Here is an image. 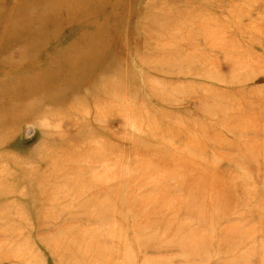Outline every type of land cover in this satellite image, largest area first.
I'll use <instances>...</instances> for the list:
<instances>
[{
  "label": "rangeland",
  "instance_id": "1",
  "mask_svg": "<svg viewBox=\"0 0 264 264\" xmlns=\"http://www.w3.org/2000/svg\"><path fill=\"white\" fill-rule=\"evenodd\" d=\"M0 45L45 108L0 120V264H264V0H0Z\"/></svg>",
  "mask_w": 264,
  "mask_h": 264
},
{
  "label": "bare ground",
  "instance_id": "2",
  "mask_svg": "<svg viewBox=\"0 0 264 264\" xmlns=\"http://www.w3.org/2000/svg\"><path fill=\"white\" fill-rule=\"evenodd\" d=\"M23 42H25L24 39L14 40V43H13V45H15L14 50H11L12 48L10 49V47L6 45H2V46L0 45V64L9 65V60H6L5 58H3L4 53L6 51H9L10 49V54L12 53V51H15V57H16L17 50H18L17 47L23 44ZM39 90L41 91L40 87H39ZM39 90L37 87L30 88L28 85L27 86L20 85L18 83V77L16 76V74H11L7 78L0 77V120H1V124H4L6 126L10 125L14 119L18 118V115L20 113L19 111L26 110L27 105L31 106V104H33L32 101L34 103L36 102V100L38 101V106L36 107L34 112L36 114L44 113V110H45L44 104H42L43 102L39 103V100H43V98L39 96ZM7 110H12V111L14 110V117L9 118L8 115H6Z\"/></svg>",
  "mask_w": 264,
  "mask_h": 264
}]
</instances>
